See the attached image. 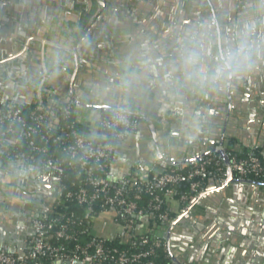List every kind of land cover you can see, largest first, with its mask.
<instances>
[{
  "label": "crops",
  "instance_id": "obj_1",
  "mask_svg": "<svg viewBox=\"0 0 264 264\" xmlns=\"http://www.w3.org/2000/svg\"><path fill=\"white\" fill-rule=\"evenodd\" d=\"M245 33L251 69L206 79L221 48ZM194 34L204 44L193 65ZM42 91L50 102L76 100L75 117L92 134L117 105L144 117L116 148L113 181H132L137 165L161 173L164 162L219 155L210 147L222 139L227 152L264 160V0H0V103L29 105ZM54 184L36 165L0 167V244L26 250L34 202L53 205ZM23 186H36L40 201L26 207ZM188 204L173 203L167 238L180 264H264V182L210 184ZM115 225L108 212L94 231L110 235Z\"/></svg>",
  "mask_w": 264,
  "mask_h": 264
},
{
  "label": "built area",
  "instance_id": "obj_2",
  "mask_svg": "<svg viewBox=\"0 0 264 264\" xmlns=\"http://www.w3.org/2000/svg\"><path fill=\"white\" fill-rule=\"evenodd\" d=\"M40 95L41 93L39 92L38 96L40 97ZM75 102L77 101H70L69 105ZM69 105L65 107L66 114L73 113ZM112 109V115L108 117L101 116L98 127L95 129V134L91 132L79 133L75 128L69 126L61 128L59 133L55 135L54 128L58 126V118L47 123L42 113H35L31 116L36 125L27 132V137L32 138V136L38 135L42 128H45L47 134L41 135V139L46 144L50 141L55 144H66L63 148L64 151L69 154L72 164L75 163L79 166V175L82 176L84 185L79 187L76 192L69 191L67 196H76L78 204L84 208V214L77 218L75 214H71L61 224L59 223L60 218L50 217V212L35 214L32 218L34 233L31 239V250L16 254L8 246H2L0 248V264H26L27 261H33V264H43L41 262L43 255H48L53 260L52 264H77L79 262L81 264H156L154 260L149 258L155 252V249L153 246H150L147 250L144 249V247L149 245L150 240L143 237V235L145 233H154L158 237H165L164 234L170 230L173 219L169 217L168 213H162L160 215L163 221L162 224L160 226L151 225L145 210L139 205L141 195L138 193L134 194L133 197L130 196L126 187L127 183H116L117 181H113L110 177L104 175V171L109 166L116 150L114 141L116 139L123 141L127 136L136 134L140 125L139 122L131 118L130 113L121 111L119 105ZM6 120H9L10 123L4 134L14 133V125L17 123L24 126L27 124L20 110L0 107V126ZM120 128L125 131H120ZM34 138L30 141L33 151L47 154L50 149L49 145H40ZM1 153L11 154L6 145H0ZM12 157L14 159L10 162L25 161L43 169L48 168L53 173L55 176V184L53 186L55 204L58 198L62 196L61 178L66 174L65 167L58 158L55 155H45L41 159L39 158L38 161L35 153L26 152H16ZM229 160L231 170L237 175L258 176L264 174V163L254 153H250L243 158L232 157ZM212 161L215 162V165H218L216 170L213 171L208 169ZM193 163V168L185 175L174 170L163 172L158 175L154 182L151 181L150 171L143 165H137L133 180L147 187L148 191H151L152 188L164 190V199L170 202L171 207L173 203H178L184 208V205H189V198L186 195H182L178 199L175 198V185L186 180L189 182L190 190L193 193H200L207 177L225 178H221L220 174L223 172V167L217 155H213L203 161L194 160ZM3 164L4 161L0 157V167ZM224 166L227 171L225 162ZM207 184L210 185L212 183L208 182ZM162 201L159 196H156L155 203L151 205V208L153 210L160 209ZM108 212H112L115 219V229L110 235L101 236L96 234L94 231L95 222ZM120 215L121 221L118 220ZM136 217L141 218L143 223L147 222L144 227H141L142 223L137 224ZM83 222L91 223L92 228L86 229ZM72 225H76V228H72ZM78 227H81L82 230ZM50 231L65 241H77L78 234H87L91 238L84 243L81 241L74 243V252L69 254L65 252L64 247L55 246L48 242V233ZM138 236H141L139 242ZM115 239H120L123 243L138 250L135 252L121 251L118 248H111L106 245L107 240ZM161 242V240L155 241L156 246H159ZM164 244L170 249L168 240Z\"/></svg>",
  "mask_w": 264,
  "mask_h": 264
},
{
  "label": "trees",
  "instance_id": "obj_3",
  "mask_svg": "<svg viewBox=\"0 0 264 264\" xmlns=\"http://www.w3.org/2000/svg\"><path fill=\"white\" fill-rule=\"evenodd\" d=\"M69 103H65V104H61L58 103L56 101H52L50 102V98H48L45 93L42 91L40 97L34 101L32 104H26V105H18V104H3L0 103V107L3 109H18L20 110L21 114L23 115V117L25 118L27 124L24 126L22 124H15L14 125V129L15 132L14 133H6L4 134V132L6 131L7 126L9 125L10 121L6 120V122L0 126V145H6L8 148V151L11 152V154H6V153H1L0 157H2L4 163H8L11 160H13L14 158L12 157V155L16 152H26V153H35L36 156L38 157V161L39 158L41 159L42 157L46 156H50V155H55L58 160L62 163V165L65 167V171L66 174L61 178V190H62V196L58 198V200L56 201L55 204H53L52 209L49 213L50 217L52 218H60L59 223H64L66 221V217L70 216L71 214H75L76 218L79 216H82L84 214V208L78 204V201L76 199V196L73 197H68L67 193L69 191H73L76 192L79 187H81L82 185H84V181L83 178L80 174V169L79 166L77 164H72V160L70 159L69 154L64 151V147L66 146V144H55L53 141H50L49 143L46 144V142L44 140L41 139V135L43 134H47L46 129L42 128L40 130V133L38 135H34L32 136V138H28L27 137V132L29 130H31L32 127H34L36 125V122L31 119V116L33 114H38V113H42L45 116V122H49L54 120L55 118L59 119V123L58 126L56 128H54V133L55 135H57L59 133V131L61 130V128H67L69 126H72L73 128H75L79 133H85V132H90V128L88 125L81 123L77 120V118L75 117V105H69V107L71 108V110L73 111L72 114H66L65 113V107L68 106ZM42 107V108H41ZM120 110L123 112H127L130 113L131 118L139 123H141V121L144 119V117L142 115H140L139 113H136L134 111H132L130 109V107L128 105H123L120 106ZM113 113V109H105L102 111V117H108L110 115H112ZM120 131H125L123 128H120ZM35 137V138H34ZM35 139V141L40 144V145H49L50 149L48 151L47 154L45 153H36L33 151L32 146H30V141L31 139ZM116 144V148L118 146V144L121 142L120 140L116 139L115 141ZM116 152V150H115ZM250 153H254L257 156H259L263 163L264 160L262 158V156L257 152V151H245L243 153H239L235 150L229 149L228 150V154H229V158L231 159L232 157H236V158H243L248 156ZM115 154V153H114ZM215 154H209L207 156L198 158L196 160L198 161H203L205 159H208L210 157H212ZM219 157V159L221 160V166L223 167L221 175L222 177H226V167L224 166V160L221 156L217 155ZM110 161V160H109ZM107 161V162H109ZM112 160L110 161L109 166H107V168L104 171V175L106 177H110V165H111ZM37 163V162H36ZM215 162L212 161V164L209 165L208 169L210 170H216V168L218 167V165L214 164ZM193 161L192 162H187L186 164H172L169 165L168 167H166L161 173L163 172H168V171H176L179 173H183L184 175L187 174L192 168H193ZM161 173H157L155 171H150V175H151V181L154 182L156 180V178L158 177V175H160ZM135 176V175H134ZM236 177L239 178H243V179H247V180H254V181H259V182H264V174L261 175H246V176H240L235 174ZM210 178L213 177H207V179L205 180L203 186H202V191H200V193H193L190 190V186H189V182L184 180L182 182H180L179 184L175 185L174 187L176 188V193L174 195L175 198H180L182 195H186L190 199L193 196L199 195L201 194L208 186V182H210ZM116 183H119V181H117ZM126 187L128 189V193L130 196H134V194H140L141 195V199L139 201V205L140 207H142L145 210L146 215L148 216V221L151 225H158L160 226L162 224V220L160 218V215L162 213H168L169 217H171V219H174L175 217V211L172 209L170 202L166 201L164 199V190L161 189H155L152 188L151 191L147 190V187L141 185L139 182H135L134 180L128 182L126 184ZM159 196L163 201L162 203H160V209L158 210H153L151 208V205L153 203H155V197ZM183 207H187L186 205H184ZM64 216V217H62ZM118 220H122L121 219V215L118 217ZM137 224L138 223H142V219L141 218H135ZM83 224L86 226L85 228L87 229H91L92 228V224L90 223H86L83 222ZM173 225L170 227V229H172ZM72 228H76V225H72ZM82 230L81 227H78ZM84 229V228H83ZM49 237H48V242L51 243L52 245L55 246H60V247H64L65 252L69 253V254H73L74 252V243L76 242H86L88 239L91 238L90 235L87 234H78L77 235V241H65L64 239H60L58 238L54 232L50 231L49 233ZM141 236H138V242L141 239ZM143 237H146L150 240V243L147 247H144V249H148L150 246L154 247L155 252L152 253L149 258H151L152 260L155 261L156 264H177V262H175L173 260V257L171 256V250L167 248V246H165V242L167 241L165 237H158L156 236L154 233H145L143 235ZM31 239L32 236L30 237L29 241H28V245L26 248V252L31 250ZM157 240H161V244L159 246H156L155 241ZM106 245L108 247H115L118 248L121 251H130V252H135L138 249L135 247H132L126 243H123L120 239H115V240H107L106 241ZM41 262L43 264H52L53 260L48 257V255H43ZM26 264H33V261H27Z\"/></svg>",
  "mask_w": 264,
  "mask_h": 264
},
{
  "label": "clouds",
  "instance_id": "obj_4",
  "mask_svg": "<svg viewBox=\"0 0 264 264\" xmlns=\"http://www.w3.org/2000/svg\"><path fill=\"white\" fill-rule=\"evenodd\" d=\"M189 40L192 50L189 52L187 62L194 65L199 62L196 48L203 47L204 38L194 34ZM254 54L252 46L247 41V33H245V36L238 38L235 44L221 48L214 68L208 72L205 78L212 82H220L231 79L243 71L250 70Z\"/></svg>",
  "mask_w": 264,
  "mask_h": 264
},
{
  "label": "water",
  "instance_id": "obj_5",
  "mask_svg": "<svg viewBox=\"0 0 264 264\" xmlns=\"http://www.w3.org/2000/svg\"><path fill=\"white\" fill-rule=\"evenodd\" d=\"M222 141H223V139H222ZM222 141H219V142H216V143H214V142H212L211 143V147H210V150H211V153H218L219 155H221V157L223 158V160H224V162H225V165L227 166V178L226 179H220V178H210V182L212 183V185H213V188L214 187H216V186H218L219 188H223V186H225V184H227V183H242V184H244L245 183V181L249 184V182H255V181H249V180H244L243 178H238V177H236L235 176V173L231 170V168H230V166H229V162H230V160H229V154H228V152H227V150L225 149V147H224V144L222 143ZM217 143H219L218 144V146L216 147L215 146V144H217ZM210 153V152H209ZM207 155H209L208 153H206L204 156H207ZM19 163H20V165H24L26 162L25 161H18ZM178 163H180L179 161H176V160H172V161H170V162H168V163H165L164 162V166L166 167L167 165L169 166V165H172V164H178ZM44 171H49V169L48 168H46V169H43ZM251 187L252 186H254V188H255V186H256V184H251L250 185ZM36 187V186H35ZM35 187L34 186H32V187H29V189H25L26 187H24L23 186V200H25V202L27 203L26 204V207H28L29 206V201L31 200V201H35L36 199L37 200H39L40 201V197L38 196V195H35L34 193L36 192V189H35ZM36 200V201H37ZM54 199H53V203H54ZM52 203V204H53ZM42 204V203H41ZM34 205L37 207V208H39L40 207V213H47V212H50V207L52 206V205H50V206H44L43 204H42V206L41 205H38V202H34ZM39 212V211H38ZM174 223V222H173ZM173 223H172V225H173ZM171 225V226H172ZM164 236L166 237V238H168V233H165L164 234ZM169 239V238H168ZM2 246H5V243H4V241L0 244V247H2ZM170 250H171V248H170ZM171 256L173 257V260L175 261V262H177V264H180V262H179V259L177 258V257H175V255H174V253L171 251ZM77 264H81L80 262L79 263H77Z\"/></svg>",
  "mask_w": 264,
  "mask_h": 264
},
{
  "label": "flooded vegetation",
  "instance_id": "obj_6",
  "mask_svg": "<svg viewBox=\"0 0 264 264\" xmlns=\"http://www.w3.org/2000/svg\"><path fill=\"white\" fill-rule=\"evenodd\" d=\"M217 24L219 25V22L217 21ZM220 28V27H219Z\"/></svg>",
  "mask_w": 264,
  "mask_h": 264
}]
</instances>
